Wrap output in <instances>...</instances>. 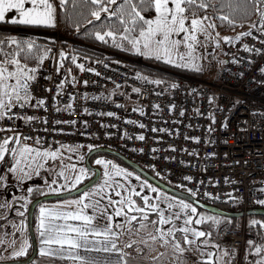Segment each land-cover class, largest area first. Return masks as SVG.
<instances>
[{
  "label": "built area",
  "instance_id": "1",
  "mask_svg": "<svg viewBox=\"0 0 264 264\" xmlns=\"http://www.w3.org/2000/svg\"><path fill=\"white\" fill-rule=\"evenodd\" d=\"M254 23L222 45L214 83L148 78L119 57L74 53L69 68V40L47 35L28 101L0 112V136L82 156L107 148L203 204L264 210V16ZM251 239L242 222L212 244L242 253Z\"/></svg>",
  "mask_w": 264,
  "mask_h": 264
},
{
  "label": "rangeland",
  "instance_id": "2",
  "mask_svg": "<svg viewBox=\"0 0 264 264\" xmlns=\"http://www.w3.org/2000/svg\"><path fill=\"white\" fill-rule=\"evenodd\" d=\"M95 1L98 7L92 17L97 19L113 13L118 0ZM262 16L264 0H260L257 14L247 24L222 31L216 27L214 18L184 16L180 5L176 10L161 11L156 17L154 15L142 30H137L136 25L129 22L121 33L115 36L107 33L109 38L103 40L110 45L94 49L106 55L125 58L138 67L169 71L149 62L148 59L153 58L175 66L179 71L174 74L187 75L185 72L189 71L197 77L187 76L214 83L223 65L222 45L249 31ZM59 30L42 33L0 26V110L13 106L18 100L24 102L28 96L17 92L23 76L22 67L28 66L18 59L21 50L18 49L21 46L19 42L26 40L28 45L42 47L39 39H49L47 35L67 37ZM63 49L69 51L67 47L63 46ZM44 55L45 52L38 68ZM132 55L143 59H135ZM36 73L37 70L34 75ZM90 164L99 170L100 175L87 190L97 197L113 199L116 204L119 228H122L120 232H123L122 249L126 251L124 264H170L171 261L173 264H264V220L261 216L250 215L236 222V225L243 222L246 226L258 228L256 236L251 234L248 249L236 254L234 249L215 248L212 240L216 231L229 226L227 218L199 209L169 194L106 154L93 155ZM88 170L85 158L76 148L63 146L51 151L24 145L15 135L0 137V242L7 245L3 251L0 249V261L22 259L23 255L16 256L21 243L18 224L21 219L26 222V211L32 199L75 189ZM165 183L170 185L169 182ZM212 226L217 230L209 228ZM208 235L211 238L207 239ZM209 258L213 261H206ZM33 264L69 263L37 258Z\"/></svg>",
  "mask_w": 264,
  "mask_h": 264
},
{
  "label": "crops",
  "instance_id": "3",
  "mask_svg": "<svg viewBox=\"0 0 264 264\" xmlns=\"http://www.w3.org/2000/svg\"><path fill=\"white\" fill-rule=\"evenodd\" d=\"M59 1L0 0V23L56 26ZM153 1L156 17L161 11L170 12L178 9L182 0ZM22 68L23 76L17 92L19 95L27 96L26 83L34 78L38 67ZM25 101H28V96ZM21 102L23 101L18 100L17 103ZM92 174V171L88 170L78 185L87 181ZM86 190L71 198L40 203L35 208L33 229L37 254L46 260L69 264H124L126 251L122 249L123 232H120L122 228H119L116 204L113 199H103ZM18 228L21 243L16 256L24 257L31 245L25 220H19ZM3 245L0 242L2 251L7 247ZM206 261L213 260L209 258Z\"/></svg>",
  "mask_w": 264,
  "mask_h": 264
},
{
  "label": "trees",
  "instance_id": "4",
  "mask_svg": "<svg viewBox=\"0 0 264 264\" xmlns=\"http://www.w3.org/2000/svg\"><path fill=\"white\" fill-rule=\"evenodd\" d=\"M259 4L260 0H182L180 5L183 8L184 16H208L214 18L216 22V27L222 31H225L233 30L247 24V22L252 20L257 14ZM96 7H98V4L95 0H60L57 4L56 26H30L8 23H0V26H4L7 28H22L42 33H53L56 30L60 29L59 31L62 34H67V37H62L69 40L68 42L62 43V46L67 47L69 49V55L67 61H65V65L69 68H72L70 56L74 53H79L83 56L97 59L113 57L111 55L103 54L94 49L97 47H105L106 45H110L103 40L109 38V35L107 33H113L115 36L118 33L124 31L127 28L129 22H133L131 24L136 25L137 30H142L147 26L148 20L155 15V5L153 0H118L116 5L114 6L113 13H111L110 15H102L97 19L92 17V14L93 12H95ZM0 35L2 34L0 33ZM101 35L104 36L100 38ZM22 37L28 38L24 35H22ZM38 43L42 47H35L34 44L28 45V42L26 40L20 41L19 44L21 46L18 47V49L21 48L20 53L18 55L19 61H21L25 65L37 67L40 64L42 54L46 52L47 46L51 43V41L47 38H44V40L39 39ZM118 53L122 54L123 52ZM132 57L135 59H143L137 55H132ZM121 59L125 60L129 64V66L139 71L142 75L146 77L147 75H154L156 76L154 77L155 79L170 80L173 77V73L179 71L175 66H171L170 64H166L153 58H149V62H154L157 66L169 69V71L173 72L156 71L146 66L138 67L133 62H131V64L125 58ZM185 73L187 75H193L197 77L193 72L188 71ZM110 157L118 160L115 157ZM118 161L122 163L120 160ZM122 164L125 165L124 163ZM217 207L227 211H234V208H230L223 205H217ZM260 218L264 220V217ZM227 219L230 221L231 225L229 224V226H226L223 229L235 230L240 227L241 222L238 225H236V222L242 219ZM246 227L247 231L250 234H253L254 236L257 235L258 228L256 226L249 225ZM209 228H211L213 231L217 230L216 228H214V226ZM221 230L216 231V233ZM206 238L209 239L211 238V236L208 235L206 236ZM234 250V253H239L238 249ZM30 252L31 245L25 256L27 257ZM37 258H40L38 254L36 255L34 260H36ZM34 260L29 264H33Z\"/></svg>",
  "mask_w": 264,
  "mask_h": 264
},
{
  "label": "water",
  "instance_id": "5",
  "mask_svg": "<svg viewBox=\"0 0 264 264\" xmlns=\"http://www.w3.org/2000/svg\"><path fill=\"white\" fill-rule=\"evenodd\" d=\"M106 154L110 155L112 157L117 158L120 160L122 163L133 169L135 172L143 176L145 179L159 187L160 189L168 192L169 194H172L176 197H179L181 199H184L190 203H192L194 206H196L199 209L205 210L207 212L227 217V218H243L246 216H261L264 217V210L262 209H249L246 211H227L223 210L217 206L214 205H207L199 202L196 200L194 197H192L190 194L181 191L179 189L174 188L173 186L163 182L162 180L156 178L154 175H152L150 172L142 168L141 166L137 165L133 161L127 159L126 157L120 155L119 153L107 149V148H96L92 149L91 151L88 152V154L85 157V164L87 168L92 171V176L85 181L84 183L80 184L78 187L75 189L68 191L66 193L62 194H55V195H45V196H40L35 199H33L30 204L28 205L27 211H26V224H27V231L28 235L30 238L31 242V252L30 254L22 259L18 260H11V261H0V264H29L31 263L36 255H37V244H36V239H35V234H34V229H33V216H34V210L35 208L43 202L47 201H53V200H61V199H66V198H71L74 196H77L81 194L84 190L88 189L90 186H92L99 178V170L92 166L90 164V158L95 155V154Z\"/></svg>",
  "mask_w": 264,
  "mask_h": 264
},
{
  "label": "flooded vegetation",
  "instance_id": "6",
  "mask_svg": "<svg viewBox=\"0 0 264 264\" xmlns=\"http://www.w3.org/2000/svg\"><path fill=\"white\" fill-rule=\"evenodd\" d=\"M170 264H173V262H171Z\"/></svg>",
  "mask_w": 264,
  "mask_h": 264
}]
</instances>
